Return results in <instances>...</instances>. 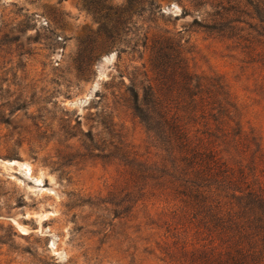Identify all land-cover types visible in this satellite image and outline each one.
Wrapping results in <instances>:
<instances>
[{
    "label": "rangeland",
    "instance_id": "rangeland-1",
    "mask_svg": "<svg viewBox=\"0 0 264 264\" xmlns=\"http://www.w3.org/2000/svg\"><path fill=\"white\" fill-rule=\"evenodd\" d=\"M261 22L264 0H0V264H181L205 244L133 192L162 156L140 117L154 42L220 78L264 150V67L239 38Z\"/></svg>",
    "mask_w": 264,
    "mask_h": 264
},
{
    "label": "trees",
    "instance_id": "trees-1",
    "mask_svg": "<svg viewBox=\"0 0 264 264\" xmlns=\"http://www.w3.org/2000/svg\"><path fill=\"white\" fill-rule=\"evenodd\" d=\"M252 31L239 38L264 67V22ZM154 43V77L140 117L157 135L162 156L156 164L136 163V203L157 198L172 220L202 236L206 243L182 251L181 264H264L259 139L243 129L241 111L220 78L192 74L165 38ZM260 85L264 93V81Z\"/></svg>",
    "mask_w": 264,
    "mask_h": 264
},
{
    "label": "bare ground",
    "instance_id": "bare-ground-1",
    "mask_svg": "<svg viewBox=\"0 0 264 264\" xmlns=\"http://www.w3.org/2000/svg\"><path fill=\"white\" fill-rule=\"evenodd\" d=\"M6 163H8L9 165H15L16 164V162H14V161L6 162ZM21 166L26 167V165H21Z\"/></svg>",
    "mask_w": 264,
    "mask_h": 264
}]
</instances>
